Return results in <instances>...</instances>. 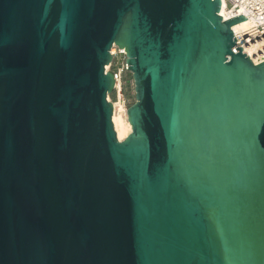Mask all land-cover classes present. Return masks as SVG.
I'll use <instances>...</instances> for the list:
<instances>
[{"label": "water", "instance_id": "water-1", "mask_svg": "<svg viewBox=\"0 0 264 264\" xmlns=\"http://www.w3.org/2000/svg\"><path fill=\"white\" fill-rule=\"evenodd\" d=\"M222 8L0 0V264H264V60Z\"/></svg>", "mask_w": 264, "mask_h": 264}, {"label": "built area", "instance_id": "built-area-1", "mask_svg": "<svg viewBox=\"0 0 264 264\" xmlns=\"http://www.w3.org/2000/svg\"><path fill=\"white\" fill-rule=\"evenodd\" d=\"M223 2L225 11L223 20L243 15L250 23L248 30L242 34H234L242 49L250 42L260 40L264 42V0H223ZM110 54L112 61L105 69L113 75L114 88L108 100L113 105V114L116 111L125 116L127 108L131 105V91L133 95L132 79L127 69L124 49L113 45ZM263 60L252 61L256 64Z\"/></svg>", "mask_w": 264, "mask_h": 264}, {"label": "bare ground", "instance_id": "bare-ground-1", "mask_svg": "<svg viewBox=\"0 0 264 264\" xmlns=\"http://www.w3.org/2000/svg\"><path fill=\"white\" fill-rule=\"evenodd\" d=\"M222 8V15H224V2ZM250 28V23L247 20H244L241 23H238L232 27L234 34H242ZM244 52L255 62L258 59H264V42L263 41H254L250 42L243 47ZM113 125L116 131L118 140L122 141L126 136L131 132V126L127 120V116L121 115L116 111L113 114Z\"/></svg>", "mask_w": 264, "mask_h": 264}, {"label": "rangeland", "instance_id": "rangeland-1", "mask_svg": "<svg viewBox=\"0 0 264 264\" xmlns=\"http://www.w3.org/2000/svg\"><path fill=\"white\" fill-rule=\"evenodd\" d=\"M130 100H131V103L133 102V95H132V91H131V94H130ZM115 130V129H114ZM116 132V131H115Z\"/></svg>", "mask_w": 264, "mask_h": 264}]
</instances>
